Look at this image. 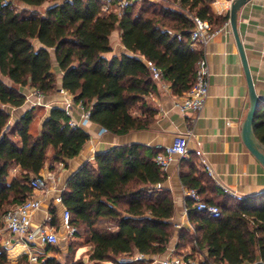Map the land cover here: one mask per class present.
<instances>
[{"label":"trees","instance_id":"obj_1","mask_svg":"<svg viewBox=\"0 0 264 264\" xmlns=\"http://www.w3.org/2000/svg\"><path fill=\"white\" fill-rule=\"evenodd\" d=\"M16 1L33 10L0 0V218L33 194L30 180L47 165L49 150L53 162H65L78 156L90 139L83 127L70 126V116L61 107L51 109L37 134L31 131L37 106L11 124L9 107L25 103L21 88L30 86L43 95L56 91L52 51L63 71L62 88L90 110V120L109 132L126 134L149 128L157 113L148 96L158 83L145 60L159 67L181 96L195 83L204 53L190 37L194 18L208 20L214 29L229 19L213 11L214 0H145L138 9V0H133L122 15L104 11V0ZM116 30L127 52L108 57ZM254 130L264 143V108ZM158 152L139 143L112 146L95 156V165L86 163L69 178L62 204L72 214L75 234L79 228L87 232V241L75 253L87 246L84 254L95 264L136 251L163 255L177 235V247L193 242L194 251L204 253L203 264L264 261V191L242 199H207L208 172L189 154L192 163L182 173L183 184L219 205L221 216L198 211L189 199L194 228L176 229L175 202L163 187L167 175L155 162ZM50 212L51 224L58 227L56 208ZM56 246L48 245L46 251ZM23 263L29 264L28 256L14 263L0 247V264ZM40 264L61 263L46 256ZM72 264H86L83 254Z\"/></svg>","mask_w":264,"mask_h":264},{"label":"crops","instance_id":"obj_2","mask_svg":"<svg viewBox=\"0 0 264 264\" xmlns=\"http://www.w3.org/2000/svg\"><path fill=\"white\" fill-rule=\"evenodd\" d=\"M234 1L214 0L211 3L215 13L228 15L229 19L218 28L213 39L203 49L210 69V92L203 110L199 113L182 114L175 106V100L180 96L172 91L167 80L157 81V91L148 96L149 102L157 110L149 128L119 135L109 131L103 132V127L92 121L82 126L89 132L90 139L80 154L65 162L48 163L41 171V174L53 176L55 182L49 184L50 187L47 190L35 193L42 198V208L33 212V226L44 223L47 214H51V208H56L59 226L61 230L63 229L61 223L64 205L55 200L56 196L62 194L69 178L83 165L86 163L95 165V156L98 153L112 146L133 143L160 150L161 147L170 144L177 134L187 132L189 129L192 131L188 139L190 154L194 157L198 168L205 171L200 161V156H202L211 164L217 175V180L207 175L210 182L207 184V192L203 194V197L218 202L228 196H233L226 193L223 186L243 196L264 191V166L243 140V124L249 110L250 93L241 54L230 22ZM237 28L256 92L264 96V0H247L239 7ZM116 31L111 35L113 51L107 54L108 57L127 52L121 41L120 32ZM52 71L56 75L57 89L54 93L42 97L46 104L40 106L44 108L46 115L39 124V131L52 108L66 109L67 99L72 100L70 117L81 121V108L73 101L70 93L61 91L63 71L59 68L54 51H52ZM31 90L30 86L21 88V91L26 94ZM9 108L12 113V124L23 112L32 108V105L25 102L21 107ZM260 142L264 147V143L261 140ZM195 153H199L200 156L196 157ZM188 157L176 158L171 162L165 171L167 178L163 187L170 190L175 202L176 210L173 221L176 229L185 227L192 230L194 227L189 214L185 212L189 200L186 193L188 188L182 182V173L188 172L192 163ZM53 165L56 168H53ZM14 170L16 172L18 168ZM178 224L181 226L178 227ZM7 238L11 242L7 248L5 247L9 261L15 263L27 256L25 244H22L16 235L9 234ZM177 242L178 236L175 235L168 247L175 246L178 250ZM186 246L188 253L199 252L194 251L193 242ZM87 249V246L82 245L78 250L79 255L86 253ZM41 251L45 256L50 255L46 248ZM137 253L136 251L133 254ZM199 254L204 255L203 252ZM146 256L149 259L162 257V255Z\"/></svg>","mask_w":264,"mask_h":264},{"label":"built area","instance_id":"obj_3","mask_svg":"<svg viewBox=\"0 0 264 264\" xmlns=\"http://www.w3.org/2000/svg\"><path fill=\"white\" fill-rule=\"evenodd\" d=\"M133 0H104L103 10L106 12H114L118 15H122ZM195 26L191 30V40L195 48L204 47L213 39L219 29H214L212 24L205 19L195 17ZM181 38V36H179ZM204 52V51H203ZM145 64L150 68L153 77L157 81H165L163 71L153 64L151 61L145 60ZM66 92L65 89L61 90ZM68 92V91H67ZM210 92V69L203 53L202 58L197 64V75L193 86L186 91L183 95L175 100V106L184 115L191 112L199 113L203 110L207 98ZM69 93V92H68ZM25 102H29L32 107L38 105H45L42 97L44 96L39 90L32 88L30 93H25ZM34 98V99H33ZM73 99V97H72ZM74 101V100H73ZM66 112L70 116V110L72 106V100L66 101ZM81 108V121H76L70 117V126H85L90 120V110L85 109L82 103H77ZM194 119H192L193 121ZM107 131L103 128V132ZM192 134L191 129L187 132L177 134L173 141L160 148L155 157V162L163 171H166L171 162L176 158H186L190 154L188 145L189 136ZM199 155V153H197ZM200 156V155H199ZM201 165L208 172L210 176L217 180V175L212 168L211 164L206 158L200 156ZM52 182H55L53 176L49 174H41L33 176L30 180V186L33 189V194L25 199L23 202L14 205L6 214L0 218V247H6L10 245V240L7 238L9 234L16 235L18 240L25 244L26 255L28 256L29 264H40L44 262L46 256L41 251L48 245H58L60 242V235L58 229L51 224L52 215L47 214L45 222L37 226L32 224V214L34 211L42 208V198L35 193L47 190ZM160 187V186H158ZM224 191L230 195L235 196L237 199H242L243 195L236 193L235 191L225 186ZM187 196L193 201L194 207L201 212L210 215L213 218H219L221 216V208L215 203H208L201 199L200 194L194 188L187 190ZM56 201L62 203V194L56 196ZM185 212H188V205L185 208ZM72 214L69 209L64 207L62 214L61 228L66 232V236L73 237L77 231V228L71 222ZM180 227L181 225H177ZM202 260H199L191 255L179 253L175 246L167 248L165 254L160 258L149 259L142 253H137L135 258L131 260V263L135 264H203ZM216 264V263H213Z\"/></svg>","mask_w":264,"mask_h":264},{"label":"rangeland","instance_id":"obj_4","mask_svg":"<svg viewBox=\"0 0 264 264\" xmlns=\"http://www.w3.org/2000/svg\"><path fill=\"white\" fill-rule=\"evenodd\" d=\"M144 1L145 0H138L136 9H138V7ZM150 1L156 2L155 0H150ZM13 2H14V5L16 6V8L19 10H21L23 8H28L30 10H33L32 8L27 7L26 5H24L21 2H17L16 0H13ZM45 7H46V5L41 8V11H43ZM114 38H117V37H114ZM36 110L37 111L35 112V120L31 126V131L34 134H37L39 132V130H38L39 124H40L41 120L46 115V111L44 110V108L42 106L38 105L36 107ZM51 157H52V151L49 150L48 163L54 164ZM53 168H56V167H53ZM58 227H59L58 233L60 235L61 241L58 243V245L56 246V248L54 250L49 251V254H50L49 256L54 257L55 260L61 264H72L75 262L76 258H78L80 256L79 255L80 253H78V251H76V253H75V250L77 249L78 244L87 241L86 229L85 228H79L77 235L75 234L76 236L74 235L73 237H68V236H66V232L63 229L61 230L60 226H58ZM73 239H75V240L71 241ZM186 247L187 246L178 247L177 251L179 253L191 255V256L199 259V260H202V258H204V255L203 256L200 255L199 252L196 254L195 253H193V254L188 253L186 251ZM182 250H185V251H182ZM135 255L136 254H133V255L132 254L131 255H117V256L113 257L112 261L104 262L101 264H131V260L133 258H135ZM83 257L85 259L86 264H95L94 262H91L88 260V256L86 254H83ZM23 264H28V263H23Z\"/></svg>","mask_w":264,"mask_h":264},{"label":"water","instance_id":"obj_5","mask_svg":"<svg viewBox=\"0 0 264 264\" xmlns=\"http://www.w3.org/2000/svg\"><path fill=\"white\" fill-rule=\"evenodd\" d=\"M247 0H235L232 3L230 22L233 32L237 41L239 52L241 54L242 62L244 65L250 93V104L246 119L243 124V140L248 149L255 155V157L264 166V150L263 144L255 134V122L258 112L264 108V96L256 92L254 81L250 72L248 60L245 54L243 44L237 28V11L239 7ZM253 264H264V261L258 260Z\"/></svg>","mask_w":264,"mask_h":264}]
</instances>
